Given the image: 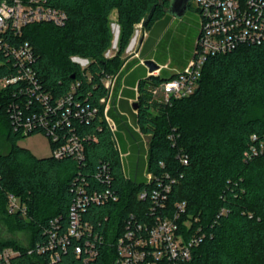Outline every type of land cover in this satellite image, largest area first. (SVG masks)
<instances>
[{
  "label": "trees",
  "instance_id": "1",
  "mask_svg": "<svg viewBox=\"0 0 264 264\" xmlns=\"http://www.w3.org/2000/svg\"><path fill=\"white\" fill-rule=\"evenodd\" d=\"M48 2L66 12L65 24H29L22 29L21 39L33 46L34 70L53 97L66 93L78 81L74 97L81 103L96 104L107 94L100 77L119 70V55L137 23L142 22L149 31L140 54H146L157 38L158 58L165 59L167 48L176 44L167 27L171 16L163 10L167 0L162 4L158 0ZM113 9L119 25L117 52L106 57L112 40L109 14ZM72 56L88 59L87 68L81 71ZM187 56L182 57L175 48L170 62L182 66ZM132 63L121 70L112 103L120 78ZM136 69L124 78L127 87L121 91L119 109L147 136L146 150L126 115L114 106L109 110L122 149L130 150L127 178L104 120L95 119L82 128L95 135L85 142L82 165L71 158L37 157L18 146L16 140L27 135L13 130L7 112L17 87L0 90V251L8 247L17 250L8 261L0 259V264H115L110 243L120 231L122 219L129 212L142 215L146 207L137 197L144 185L145 167L155 175L167 171L175 177L169 203L185 201V214L196 217V225L206 232L185 264H264V42L243 44L208 57L195 91L170 105L151 102L148 87L174 73L162 68L158 76H146L145 71L135 74ZM11 70L0 65V77ZM134 86L137 94L130 88ZM135 96L136 114L127 102ZM179 151L187 155L185 163L177 158ZM100 162L110 167L111 186L118 200L90 205L83 214V219L99 220L98 230L108 240L99 246L98 255L88 260L75 255L76 240L70 241L55 262H50L46 253H28L46 239L49 229H55L52 221H57L59 231L66 227L75 177L80 174L90 180ZM7 193L20 199L24 215L7 213Z\"/></svg>",
  "mask_w": 264,
  "mask_h": 264
},
{
  "label": "built area",
  "instance_id": "2",
  "mask_svg": "<svg viewBox=\"0 0 264 264\" xmlns=\"http://www.w3.org/2000/svg\"><path fill=\"white\" fill-rule=\"evenodd\" d=\"M194 3L198 33L190 55L185 66L180 70L175 69L170 78L149 85V100L153 103L170 105L174 100L192 94L208 57L224 54L243 44L264 42V0H194ZM66 20V12L50 5L48 0H0V65L12 69L9 74L0 77V90L12 85L17 87L7 107L12 128L21 135L44 132L51 143L52 157L71 158L82 165L85 163V142L95 139L93 133L85 132L82 128L95 119L104 120L112 134L121 171L127 178L130 150L122 149L117 125L109 114L111 107L114 106L126 115L128 124L140 134L143 146L147 149V136L140 132L129 114L119 109L121 91L127 87L124 84L127 73L120 78L114 103L113 94L122 69L100 77L107 94L94 105L81 103L74 97L78 81L66 93L53 97L43 88L34 70L36 56L33 46L21 39L22 29L29 24L51 23L60 27ZM140 43L142 45L143 39ZM71 59H76L74 61L81 71L89 64L86 58L72 56ZM139 62L145 66L144 60ZM162 68H168V63L159 64V68L152 72L147 69L146 76H158ZM86 75L89 79L90 75ZM130 88L137 94V86ZM136 96L127 99L130 106ZM131 108L136 114V108ZM176 156L179 161L186 162L187 155L183 152L179 151ZM142 177L144 185L137 197L146 203V207L142 215L129 212L122 219L121 229L110 243L115 252L114 263H187L192 251L206 237V232L200 225H196V217L185 214V201L169 203L168 196L175 181L173 175L167 171L155 175L145 167ZM90 180L80 174L75 177L66 227L59 231L57 221H52L57 230L49 229L46 239L29 248L28 253H46L48 260L55 262L70 241L76 240L77 243L73 245L75 255L82 256L84 260L98 255L99 246L108 240L98 230L99 220L92 222L83 219V214L90 205L116 202L118 194L111 186L112 174L108 163L97 164ZM6 211L9 214L20 212L24 215L26 209L16 195L7 193ZM95 224H98L97 227ZM16 253L17 250L13 248H4L0 251V259L8 261Z\"/></svg>",
  "mask_w": 264,
  "mask_h": 264
},
{
  "label": "rangeland",
  "instance_id": "3",
  "mask_svg": "<svg viewBox=\"0 0 264 264\" xmlns=\"http://www.w3.org/2000/svg\"><path fill=\"white\" fill-rule=\"evenodd\" d=\"M109 23L112 33V40L109 49H107L104 53L107 57H111L117 52L119 25L117 23V13L115 9H113L109 14ZM167 27L171 30L173 35L172 38L174 39V42H176V44H173L172 48L170 49L167 48V51L165 53L167 57L165 59L158 58V55L161 52L156 46V43L158 41L157 38L155 39L154 45L151 47L150 50L147 51L146 54H140V50L142 48L140 40L143 39L144 42V40H146L147 36L149 35V31L148 29L144 28L141 23H139L134 26L127 45L125 46L123 52L119 55V64L121 63L119 69H124L126 65H128L130 62H133L130 68H134V66H137V69L134 73L142 74L143 71H145L146 75V66L141 65L139 62L140 60L145 59H153L156 63L162 65L168 63L167 70L169 72H173L175 71V69H178L177 65H174L170 62L172 53L175 51V48H177V52H180L182 57L185 53H188V55H190L194 39L198 33L197 16L195 13L194 0L190 2V6L185 15L181 19H175L171 17ZM74 60L76 61V59H73V61ZM127 102L129 103L128 100ZM16 144L22 148L28 149L37 157H46L51 155L50 140L48 136L42 131H36L27 136L19 137L16 140Z\"/></svg>",
  "mask_w": 264,
  "mask_h": 264
},
{
  "label": "water",
  "instance_id": "4",
  "mask_svg": "<svg viewBox=\"0 0 264 264\" xmlns=\"http://www.w3.org/2000/svg\"><path fill=\"white\" fill-rule=\"evenodd\" d=\"M158 1L160 4H162V0H158ZM191 1L192 0H167V4L165 6H163V10L166 14L170 15L172 18L181 19L185 15V13L187 12L189 4ZM188 57H189V55L187 56V58ZM144 64H145V66L149 72H152V71L159 68V64L156 63L153 59H145ZM185 64H186V61H185ZM185 64L182 66H179V67L177 66L178 70L182 69L185 66ZM163 69L167 70V68H163ZM172 73H174V71L170 72V74H172ZM72 77H73V75H72ZM168 78H170V77H168ZM132 107L136 108L137 104L133 103Z\"/></svg>",
  "mask_w": 264,
  "mask_h": 264
},
{
  "label": "crops",
  "instance_id": "5",
  "mask_svg": "<svg viewBox=\"0 0 264 264\" xmlns=\"http://www.w3.org/2000/svg\"><path fill=\"white\" fill-rule=\"evenodd\" d=\"M133 68H131L130 70H129V72L132 70ZM129 72H127V74L129 73ZM36 156V155H35Z\"/></svg>",
  "mask_w": 264,
  "mask_h": 264
},
{
  "label": "flooded vegetation",
  "instance_id": "6",
  "mask_svg": "<svg viewBox=\"0 0 264 264\" xmlns=\"http://www.w3.org/2000/svg\"><path fill=\"white\" fill-rule=\"evenodd\" d=\"M189 6H190V4H189ZM189 8V7H188Z\"/></svg>",
  "mask_w": 264,
  "mask_h": 264
}]
</instances>
